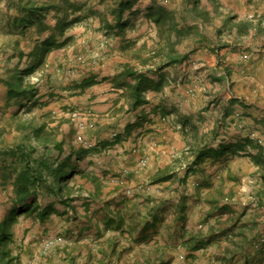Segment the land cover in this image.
<instances>
[{"label":"rangeland","instance_id":"374dc122","mask_svg":"<svg viewBox=\"0 0 264 264\" xmlns=\"http://www.w3.org/2000/svg\"><path fill=\"white\" fill-rule=\"evenodd\" d=\"M39 1L45 3L50 11L44 22L36 20L22 28L15 24V19L23 15L19 10V0H0V199H7L5 188L11 189L16 176L18 159L9 150L21 143L26 144L33 126L44 125L46 132L55 134L56 141L65 142L64 158L72 150L80 151L82 157L78 159L75 155L72 160L88 176L79 173L70 181L69 190L61 198H68L70 191L72 197L69 196L70 200L65 202L46 192L39 195L40 210L52 206L51 214L45 220H40L38 214L20 218L16 242L12 245L14 255L20 257L19 264L218 262V256L212 255L214 262L207 256L205 247L211 245V240L204 245L198 244L196 252L195 245L186 239L182 225L189 220L188 211L187 208L175 211L177 202L175 197L172 198L175 196L172 189L156 186L152 182H139L142 178L135 179L133 175L130 176L133 180L114 183L116 175L107 173L110 172L107 168L111 161L105 152L112 149H105L100 142L96 144L99 138H95L98 133L94 130L98 120L102 122V127L109 121L95 111L96 103L90 101L96 98L93 95L95 87L114 83L111 78L118 74L111 75L113 63L127 61L130 68L151 72L159 80L161 69L175 65L169 64L170 56L185 59L178 63L179 67L190 56H197L205 50L209 55L220 54L230 44L226 40L229 36L227 32L234 31L233 26L229 27L222 21L225 20L223 16H230L226 13L229 10L248 12L257 21L256 24H262V27L258 25L261 28L259 33L264 34V0ZM117 5L118 13L122 12L124 18L130 21L124 29L119 27L120 22L112 25L113 8ZM76 8L79 9L75 13ZM64 19H68V26L61 33ZM50 36L55 45L46 52L39 69L27 76V80L36 84L39 90L35 101L10 97L5 83L10 68L18 64L25 67L24 62L29 57L43 56L44 43ZM126 41L133 43L126 44ZM261 46L264 50V43ZM121 65L123 67V63ZM89 79L95 80L92 86L85 89L78 86ZM103 90L109 93L106 88ZM121 97L124 99L121 106L126 104L128 107L120 112L125 114L121 122L132 120L130 125L137 126L138 119L131 108L129 90L125 89ZM21 102L23 107H19ZM89 110L94 114L91 118L87 116ZM75 111L82 113L83 119L88 121L84 130H79L71 118ZM130 112L132 114L129 115ZM261 127L263 130L264 124ZM255 132L264 136L261 128ZM85 141L87 148L83 146ZM141 161L140 166L145 169L147 165L143 166ZM167 196L172 201L170 205L159 202ZM112 211H116L112 214L116 217L113 222L105 217ZM181 214H185L184 218ZM223 215L221 219L233 218L230 213ZM94 217L97 221L93 220ZM154 217L157 221L152 223ZM195 221V229L202 233L208 223L207 218ZM148 224H152L150 228L153 230L148 238L139 236L140 228ZM123 226L125 229L122 231ZM259 234L261 237L255 240L254 247L264 254V226ZM108 236L115 240L114 250L111 246L108 250L104 249ZM101 238L104 240L100 241ZM138 248L142 249L138 251Z\"/></svg>","mask_w":264,"mask_h":264},{"label":"crops","instance_id":"0c3cea01","mask_svg":"<svg viewBox=\"0 0 264 264\" xmlns=\"http://www.w3.org/2000/svg\"><path fill=\"white\" fill-rule=\"evenodd\" d=\"M118 5L113 8L112 25L120 22L124 29L130 21L124 15L119 21ZM226 13L230 16H223L222 21L234 29L227 32L228 47L218 55L202 51L190 56L184 65L160 71L164 85L157 92H148L147 103L133 112L137 126L130 125L132 120L121 122L125 114L120 112L128 109L126 104L121 106L124 88L115 83L95 87L96 98L90 103H96L95 111L109 121L102 127L98 120L95 138H99L96 144L112 149L105 152L111 161L107 173L116 175L115 184L133 175L142 178L139 182L173 190L175 211H188L189 220L182 225L186 239L195 246L209 240L214 245L205 247L209 260L214 262V254L218 256L215 264H264V254L254 247L264 226V144L251 139L254 133L264 140L255 132L259 128L264 132V34L259 33L260 23L256 24L248 12ZM124 67H129L127 61L113 63L111 75L120 74ZM141 160H146L145 169ZM159 202L172 203L169 196ZM73 207L78 211L75 204ZM223 213L233 218L221 219ZM112 214L116 211L105 217L112 221L116 219ZM181 215L184 218L185 214ZM206 218L208 223L200 233L194 227L195 220ZM156 221L154 217L152 223ZM102 227L100 223L101 233ZM145 227L140 228L139 236L148 238L152 224ZM114 241L108 236L104 249L111 246L114 250Z\"/></svg>","mask_w":264,"mask_h":264},{"label":"trees","instance_id":"16d2710c","mask_svg":"<svg viewBox=\"0 0 264 264\" xmlns=\"http://www.w3.org/2000/svg\"><path fill=\"white\" fill-rule=\"evenodd\" d=\"M18 6L23 15L15 19V24L22 28L28 27L36 20L43 23L44 17L50 12L49 7L39 0H19ZM78 9L76 8L74 12L76 13ZM122 14V12L119 13L120 19ZM63 21L65 22L60 28L61 33L65 32L68 26V19ZM53 45L55 42L50 36L44 43L43 56L29 57L24 62L25 67L18 64L10 68L5 79L10 97L35 101L39 90L36 84L27 80V76L39 69L44 62V55ZM183 61H185L184 58L170 56L169 64H178ZM111 80L119 88L129 90L132 111L138 110L147 103L146 94L148 92H157L162 87L161 79L158 80L151 75V72H142L130 67H126ZM94 83L95 80L89 79L81 82L78 86L85 89ZM23 106L24 103L21 102L19 107ZM30 132L31 137L26 144L21 143L15 149L9 150L18 160L12 187L11 189L5 188L8 197L6 200L0 199V264H16L20 259L19 255H14L12 245L16 242V228L22 216L38 214L40 220H45L50 216L52 206L40 210L39 195L46 192L59 199L69 190L70 181L74 180L77 174L85 173L72 160L75 155L78 159L82 157L80 151L72 150L64 158L66 154L65 142L56 141L55 134L46 132L44 125L33 126ZM262 178L264 179V174ZM68 195H72L71 191ZM69 196L66 199L61 198V200L63 202L70 200ZM197 247L195 246L194 249H199Z\"/></svg>","mask_w":264,"mask_h":264},{"label":"bare ground","instance_id":"6f19581e","mask_svg":"<svg viewBox=\"0 0 264 264\" xmlns=\"http://www.w3.org/2000/svg\"><path fill=\"white\" fill-rule=\"evenodd\" d=\"M87 113H88L87 116L90 117V118H91L92 116H94L92 110H89ZM71 118L75 121V123H76V125H77V127H78L79 130H84V129L86 128V126H88V121H87L86 119H83V115H82V113H80L79 111H75L74 113H72V114H71ZM94 121H95V120H94ZM251 139L256 140L257 143L260 144V145L264 144V140H263L262 138H258V137L256 136V134H254V133L251 134ZM86 144H87V143H86V141H85V142L83 143V146H84L85 148L88 147ZM88 145H89V144H88ZM141 163H142L143 166H145V165H146V160H142Z\"/></svg>","mask_w":264,"mask_h":264}]
</instances>
